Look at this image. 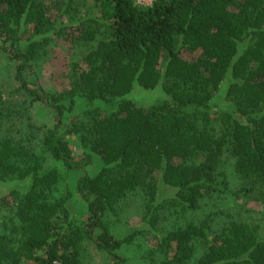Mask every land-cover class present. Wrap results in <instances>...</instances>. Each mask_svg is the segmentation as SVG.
Wrapping results in <instances>:
<instances>
[{
  "label": "trees",
  "instance_id": "1",
  "mask_svg": "<svg viewBox=\"0 0 264 264\" xmlns=\"http://www.w3.org/2000/svg\"><path fill=\"white\" fill-rule=\"evenodd\" d=\"M84 1L91 4L89 15L74 14L69 25H81L88 68L74 74L66 106L38 84V39L55 35L73 0H0V53L13 62L17 91L29 108L41 103L54 117L36 149L29 139L40 128L28 124L29 133L19 136L11 128L2 132L16 110L0 111V183L30 179L27 191L14 190L0 202L1 217L13 214L0 232V264H85V241L112 256L113 264H125L117 254L123 241L103 223L109 208L128 194L155 204L172 189L174 204L196 211L228 190L218 172L226 158L247 185L241 193L264 195V0H154L145 9L134 0ZM221 86L223 107L215 102ZM135 87L160 88L167 98L139 107L125 98ZM76 99L116 109L104 116L87 111L67 124ZM75 133L80 159L66 140ZM46 155L63 173L41 174ZM92 156L102 164L95 177L85 173ZM77 172L75 191L89 213L84 228L71 223L70 197L61 189ZM149 210L145 217L155 223ZM262 233L248 224L223 228L195 264H264ZM162 239L183 256L191 234L170 232ZM181 256L166 264H184Z\"/></svg>",
  "mask_w": 264,
  "mask_h": 264
},
{
  "label": "rangeland",
  "instance_id": "2",
  "mask_svg": "<svg viewBox=\"0 0 264 264\" xmlns=\"http://www.w3.org/2000/svg\"><path fill=\"white\" fill-rule=\"evenodd\" d=\"M43 3H55L58 0H41ZM90 2L84 0H73L72 7L67 15L60 17V25L55 35L49 36L44 44V38H39L38 43L43 49L38 63L36 74L40 88L47 94L54 95L63 100L67 106L72 87L74 74L82 73L88 68L84 60L86 46L80 42L81 25H69L77 17L89 15ZM54 6L52 16L59 13ZM88 12V13H87ZM72 18V20H71ZM24 41L30 39L26 35ZM42 41V42H41ZM43 43V44H42ZM13 62L7 54L0 53V111L14 108L16 110L12 120L4 121L2 132L14 130V134L20 135L28 132L26 125L40 128L41 132L32 135V145L36 146L43 132L54 125V117L50 109L41 103H36L29 108L28 99L19 91L18 84L14 80ZM226 87L221 86L215 96V102L220 107L225 106ZM125 98L131 99L139 107H149L159 100L167 97L160 88L155 90H143L135 87L132 93ZM115 104H105L101 101L88 102L85 99H76L73 112L67 113L66 122L73 125L76 118L87 111H93L97 115H108L115 111ZM11 126V127H10ZM17 130L19 132H17ZM29 133V132H28ZM75 159L84 155L79 135H71L66 138ZM38 149V145L35 147ZM102 169L99 157L92 156L91 165L86 168L85 173L95 177ZM232 161L226 158V164L218 169L219 178L227 180L228 190L222 196H212L205 199L196 211H183L172 201L173 190L168 189L165 198L155 204H150L148 199L141 195H131L122 199L109 208L103 223L110 235L123 241V245L117 254L124 259L125 264H166V262L181 256L176 244L162 239V236L170 232H189L191 239L184 244L185 255L180 258L184 264H195L203 255L208 242L221 233L223 228L232 224H248L259 227L264 235V195L259 193H241L239 190L247 188L234 174ZM57 170L63 173L62 166L50 155H46V162L41 174ZM82 173L77 172L61 182L62 195L70 198L66 201L71 223L84 228L88 220L87 205L79 198L75 191V181ZM30 187V179L13 180L0 183V202L12 191L25 192ZM4 202V201H3ZM150 209V210H149ZM147 210L155 216L146 219ZM13 214L9 211L5 216H0V232H6L5 226H10ZM150 219V220H149ZM199 232V233H198ZM82 258L85 264H113L115 259L108 256L89 241L82 244Z\"/></svg>",
  "mask_w": 264,
  "mask_h": 264
},
{
  "label": "built area",
  "instance_id": "3",
  "mask_svg": "<svg viewBox=\"0 0 264 264\" xmlns=\"http://www.w3.org/2000/svg\"><path fill=\"white\" fill-rule=\"evenodd\" d=\"M135 4L140 8H150L154 0H134Z\"/></svg>",
  "mask_w": 264,
  "mask_h": 264
}]
</instances>
